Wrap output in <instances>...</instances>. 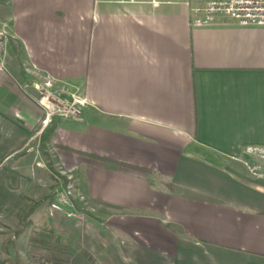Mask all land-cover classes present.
<instances>
[{"label":"crops","instance_id":"1","mask_svg":"<svg viewBox=\"0 0 264 264\" xmlns=\"http://www.w3.org/2000/svg\"><path fill=\"white\" fill-rule=\"evenodd\" d=\"M144 7L0 3V233L47 196L31 170L51 119L26 92L41 76L88 103L79 120L52 117L51 167L87 218L54 228L59 263L264 264V161L247 153L264 150V27Z\"/></svg>","mask_w":264,"mask_h":264},{"label":"built area","instance_id":"2","mask_svg":"<svg viewBox=\"0 0 264 264\" xmlns=\"http://www.w3.org/2000/svg\"><path fill=\"white\" fill-rule=\"evenodd\" d=\"M139 3L147 5L144 10L151 12L163 11L168 5L190 6L193 27H208L220 18L230 19L237 26L264 27V0H176L174 2L148 0ZM191 3H195L196 6H192ZM7 43L8 37L5 31H0V71ZM31 87L40 95V98L35 101L45 115L43 123H47L52 117L79 120L83 109L88 104L84 97L65 86H58L54 89L53 81L48 77H36ZM247 153L258 154L264 160V150L250 148ZM68 193L64 190L57 192L55 200L49 205V212L50 214L61 212L68 219L82 221L84 219L82 214L78 213L71 203H68Z\"/></svg>","mask_w":264,"mask_h":264},{"label":"rangeland","instance_id":"3","mask_svg":"<svg viewBox=\"0 0 264 264\" xmlns=\"http://www.w3.org/2000/svg\"><path fill=\"white\" fill-rule=\"evenodd\" d=\"M134 1L147 2L148 0ZM161 1L174 2L176 0ZM42 122L43 120L41 123ZM36 157L38 162L33 164V168L31 170L32 173L35 172V177L40 180L37 181L38 190L36 195H39L41 191L46 190L44 193L45 195L51 194L49 201L52 200L50 202L52 203L53 200H55L57 192L61 190H64V192L67 191V193L69 192L68 203H71L72 207L79 213V209L75 206L73 193L71 192V186L69 184L70 179L57 172L49 170V168H46L45 161L40 160L41 157L39 152L36 153ZM46 181L48 183H46ZM49 201L46 202L47 204L42 203L41 205L33 208V204L36 201L26 200L25 206L20 210L18 217L8 219L3 222V227L0 233V238L3 242L2 255L0 254V264H61L58 262L59 259L55 258L53 255L59 251L58 248H62V245L65 244L66 240L64 239V234L59 230L58 232L57 230L54 231V228L61 224V220L64 215H59L58 213L55 214V212L50 214ZM86 220L87 218L84 217L82 221L78 222L79 225L82 226L85 224ZM50 229L53 230L51 234L53 239L51 243H47L43 240L42 235L43 231H48ZM51 256L54 257L53 261L50 258ZM55 261L57 263H55Z\"/></svg>","mask_w":264,"mask_h":264},{"label":"trees","instance_id":"4","mask_svg":"<svg viewBox=\"0 0 264 264\" xmlns=\"http://www.w3.org/2000/svg\"><path fill=\"white\" fill-rule=\"evenodd\" d=\"M6 0H0V3L2 2H5ZM55 123H54V120L53 118H51L50 122L48 123V125L46 126V128L43 130L42 134H41V137H40V153L41 155L43 156V158L45 159V162H46V166L51 169V164H50V158H49V152H48V145L49 143L51 142V139L52 137L54 136V133H55ZM132 169H135L137 171H141L143 173H147V170L145 169H137V168H132ZM51 197V194L47 195L44 199H42L41 201H38V202H35L33 204V208L35 206H39L41 205L42 203L46 202L49 198ZM31 210V208H30Z\"/></svg>","mask_w":264,"mask_h":264},{"label":"water","instance_id":"5","mask_svg":"<svg viewBox=\"0 0 264 264\" xmlns=\"http://www.w3.org/2000/svg\"><path fill=\"white\" fill-rule=\"evenodd\" d=\"M26 92L33 97L35 100H38L40 98V95L38 92H36L31 86H28L26 88Z\"/></svg>","mask_w":264,"mask_h":264}]
</instances>
